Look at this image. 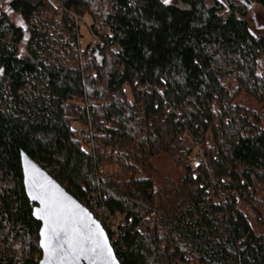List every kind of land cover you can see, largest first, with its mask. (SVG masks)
Listing matches in <instances>:
<instances>
[{
  "label": "trees",
  "instance_id": "trees-1",
  "mask_svg": "<svg viewBox=\"0 0 264 264\" xmlns=\"http://www.w3.org/2000/svg\"><path fill=\"white\" fill-rule=\"evenodd\" d=\"M59 1L0 0V264L43 258L22 154L120 264H264V0Z\"/></svg>",
  "mask_w": 264,
  "mask_h": 264
},
{
  "label": "water",
  "instance_id": "water-1",
  "mask_svg": "<svg viewBox=\"0 0 264 264\" xmlns=\"http://www.w3.org/2000/svg\"><path fill=\"white\" fill-rule=\"evenodd\" d=\"M21 167L26 195L35 206L33 217L41 225L40 264H120L106 231L77 199L25 154L21 155ZM53 229L60 233L59 241ZM70 239L79 244L59 248L60 243ZM51 249H57L55 254Z\"/></svg>",
  "mask_w": 264,
  "mask_h": 264
},
{
  "label": "rangeland",
  "instance_id": "rangeland-1",
  "mask_svg": "<svg viewBox=\"0 0 264 264\" xmlns=\"http://www.w3.org/2000/svg\"><path fill=\"white\" fill-rule=\"evenodd\" d=\"M254 19H255V23L254 26L256 29H262L263 25L262 22H264V16L262 15L261 11H256L254 14ZM14 21L17 23V25L23 26V23L15 18ZM81 35L83 36L84 40H83V44L82 46L85 47L86 45L90 44L91 42H95V40L92 38L89 29L85 28V27H81V31H80ZM262 112V114L264 115V108L260 109Z\"/></svg>",
  "mask_w": 264,
  "mask_h": 264
},
{
  "label": "built area",
  "instance_id": "built-area-1",
  "mask_svg": "<svg viewBox=\"0 0 264 264\" xmlns=\"http://www.w3.org/2000/svg\"><path fill=\"white\" fill-rule=\"evenodd\" d=\"M55 2L57 3H60L59 0H55ZM76 22H77V25L81 26V27H85L88 29V26H87V23L85 20H79V19H76ZM187 137V136H186ZM193 145L195 146V150H196V160L194 161L193 163V166L195 169H198L200 166H201V163H202V159H203V150L201 148L200 145H195L193 143ZM93 147H95V145H92ZM138 178L139 179H145V180H149L150 177L149 175H144L143 173H139L138 174Z\"/></svg>",
  "mask_w": 264,
  "mask_h": 264
},
{
  "label": "snow or ice",
  "instance_id": "snow-or-ice-1",
  "mask_svg": "<svg viewBox=\"0 0 264 264\" xmlns=\"http://www.w3.org/2000/svg\"><path fill=\"white\" fill-rule=\"evenodd\" d=\"M33 199H37V197L33 196ZM53 232H54L55 238L59 241L60 240V233L56 232L55 229H53ZM65 244H67L70 248H74L75 246H77L79 244V241H77L75 239L64 240L62 243L59 244V248L63 249ZM45 247L47 248V247H49V245L46 244ZM51 251H52V254H55L57 249H51ZM92 251H95V249L93 248Z\"/></svg>",
  "mask_w": 264,
  "mask_h": 264
},
{
  "label": "bare ground",
  "instance_id": "bare-ground-1",
  "mask_svg": "<svg viewBox=\"0 0 264 264\" xmlns=\"http://www.w3.org/2000/svg\"><path fill=\"white\" fill-rule=\"evenodd\" d=\"M124 90H128V86L127 85L124 86Z\"/></svg>",
  "mask_w": 264,
  "mask_h": 264
}]
</instances>
